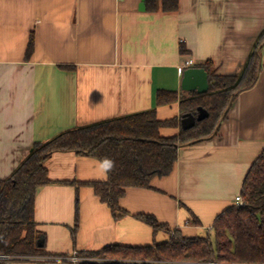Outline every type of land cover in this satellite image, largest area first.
Returning a JSON list of instances; mask_svg holds the SVG:
<instances>
[{
	"label": "crops",
	"instance_id": "0c3cea01",
	"mask_svg": "<svg viewBox=\"0 0 264 264\" xmlns=\"http://www.w3.org/2000/svg\"><path fill=\"white\" fill-rule=\"evenodd\" d=\"M263 32L264 0H0V180L34 144L76 127L153 108L160 121L181 120L179 101L157 107V92L184 93L187 68L180 69L187 61L194 68L211 61L217 74L239 75ZM260 56L258 82L237 96L217 134L180 147L172 173L154 178L152 188H128L120 200L124 217L114 219L90 186L65 183L105 182L103 162L53 153L52 183L36 194L35 220L46 251L59 257L5 264H70L74 251L169 240L138 214L186 237L212 232L264 150V44ZM180 129L160 134L174 137Z\"/></svg>",
	"mask_w": 264,
	"mask_h": 264
},
{
	"label": "trees",
	"instance_id": "16d2710c",
	"mask_svg": "<svg viewBox=\"0 0 264 264\" xmlns=\"http://www.w3.org/2000/svg\"><path fill=\"white\" fill-rule=\"evenodd\" d=\"M264 32L239 75H219L211 61L196 66L208 74L209 90L204 94H188L160 90L156 106L179 101L181 118L198 114L202 107L208 117L189 129H180L174 137L160 134L162 128L179 127L181 120L160 121L156 108L84 127L64 131L46 142L34 144L26 159L12 175L0 180V264L29 262L35 257H59L45 247V234L35 220V198L38 190L52 183L47 161L56 152L86 154L103 162L107 171L105 182L77 183L88 185L119 219L128 213L120 200L128 188L150 189L156 177L169 176L178 161L179 148L213 137L237 96L253 88L261 72L260 50ZM34 51L31 35L26 59ZM181 53L186 54L185 45ZM243 205H234L215 220L212 232L202 237H186L181 230H171L155 216L135 217L150 225L154 232L164 231L167 242L146 247L108 246L98 252H80L92 259L79 264H264V150L251 166L241 192ZM190 221L199 226L195 216ZM77 223V221H76ZM77 224L73 229L76 234ZM66 257V256H65Z\"/></svg>",
	"mask_w": 264,
	"mask_h": 264
},
{
	"label": "water",
	"instance_id": "95a60500",
	"mask_svg": "<svg viewBox=\"0 0 264 264\" xmlns=\"http://www.w3.org/2000/svg\"><path fill=\"white\" fill-rule=\"evenodd\" d=\"M181 90L186 93L196 92L198 94H204L209 90L208 74L203 68H187L183 72V78L181 82ZM208 117V112L200 107L198 108V114L194 115L188 113L181 119V128L183 130H189L193 128L197 122H201Z\"/></svg>",
	"mask_w": 264,
	"mask_h": 264
},
{
	"label": "built area",
	"instance_id": "2783aa9c",
	"mask_svg": "<svg viewBox=\"0 0 264 264\" xmlns=\"http://www.w3.org/2000/svg\"><path fill=\"white\" fill-rule=\"evenodd\" d=\"M191 66H192V62L187 61L185 66L180 69V72H182L186 68H190ZM235 203H236V205H243V198L241 195H239L235 198ZM0 259L8 260V259H10V257L0 256ZM66 261L69 262L70 264H79V263L84 262V261H92V259L83 257L82 255H80V252L74 251L70 256H67ZM206 264H219V263L210 262V263H206Z\"/></svg>",
	"mask_w": 264,
	"mask_h": 264
},
{
	"label": "rangeland",
	"instance_id": "374dc122",
	"mask_svg": "<svg viewBox=\"0 0 264 264\" xmlns=\"http://www.w3.org/2000/svg\"><path fill=\"white\" fill-rule=\"evenodd\" d=\"M84 257V256H83Z\"/></svg>",
	"mask_w": 264,
	"mask_h": 264
}]
</instances>
